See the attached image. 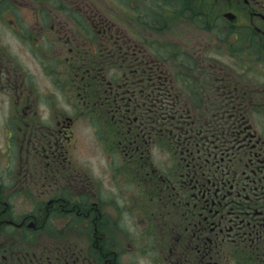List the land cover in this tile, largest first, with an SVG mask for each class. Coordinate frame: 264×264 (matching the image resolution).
<instances>
[{
    "label": "flooded vegetation",
    "instance_id": "flooded-vegetation-1",
    "mask_svg": "<svg viewBox=\"0 0 264 264\" xmlns=\"http://www.w3.org/2000/svg\"><path fill=\"white\" fill-rule=\"evenodd\" d=\"M31 1L60 8L56 0ZM150 2L155 4V11ZM143 8L137 16L139 34L133 31L134 20L127 21L120 33L103 17L93 16L99 21L91 16L82 18L79 8L68 14L67 10L60 14L42 11L37 16L38 26L27 28L30 31L14 18L10 28L22 37L18 41L30 43L32 48L47 44L49 50L63 55V48L68 46L73 60L68 66L70 75L59 83L69 82L71 88L80 90L79 95L102 92L95 94L93 108H84L86 112L81 115L97 118L101 137L108 142L112 139L113 147L110 142L108 146L116 149L108 151L119 153L118 147L123 145L130 152L133 162L123 156L122 166L114 167L113 172L128 184H143L144 198L149 191L150 202L161 206L159 215L166 219L160 220L153 212L147 227L142 228L153 234L154 227L157 231L160 228V236L168 237L165 240L173 248L169 256L177 264H264V0H148ZM171 26L180 29L177 35L188 37V46L185 43L181 48L176 42L165 41ZM210 33L221 37L216 45L221 43L234 65L217 68L207 64L209 60L199 61L205 50L214 46ZM39 36L41 42L34 43ZM164 50L171 52L166 56L169 59L163 56ZM196 63H203L197 67L201 75L193 76ZM119 72L126 88L130 82L137 86L147 81L153 95H145L141 87L132 95L138 93L145 101L153 98L154 112L134 110L139 114L130 117V111L121 114L115 108L120 115L117 121L114 108L106 111L104 106L119 94L116 88L121 83L114 80ZM190 75L200 81L206 79L207 86L190 89ZM29 79L0 47V114L6 103L7 115L5 124L0 119V264H119L108 246L112 238L107 232L115 229L120 217H104L98 204L101 200L88 197L81 175L88 176L81 166H77L80 177L71 175L67 180L75 118L60 109L41 112ZM251 80L254 83L249 84ZM122 92L128 98V92ZM202 100L211 101L210 109ZM122 126L125 128L120 133ZM154 135L156 142L169 144L174 140L180 147L185 183L176 181L174 173L164 174L146 166L148 138ZM163 148L171 152L170 145ZM2 158L7 161L5 170ZM53 193L57 196L50 198ZM30 195L43 200L35 203ZM19 196L29 204L25 211L16 208L14 198ZM131 203L130 196L128 205L136 210L138 202ZM58 212L63 216V227L79 229L85 225L84 231L90 230L93 258L80 257L82 253L75 256L60 246L55 247L56 252H42L38 257L35 252H21L19 241L13 246L20 236L24 245H31L44 232L60 235L56 230L48 231L51 216ZM136 226L141 227L139 223ZM50 228L54 229L52 223ZM124 238L128 245L136 240L130 232ZM145 241L149 242L146 237ZM168 244L159 246L166 252L164 246ZM156 245L151 242L146 246L161 252Z\"/></svg>",
    "mask_w": 264,
    "mask_h": 264
},
{
    "label": "rangeland",
    "instance_id": "rangeland-1",
    "mask_svg": "<svg viewBox=\"0 0 264 264\" xmlns=\"http://www.w3.org/2000/svg\"><path fill=\"white\" fill-rule=\"evenodd\" d=\"M56 1L58 2V4H60V8L56 7V5H43L31 0H0V47L2 48L3 52L6 53L9 59L14 60L17 63L19 68L24 71V74L30 76L29 81L34 87V98H36V100H39L38 107L41 112L44 109H60L68 117L75 118V138L73 145L69 148L68 152L71 164L68 163L69 168L67 171V180L68 176L71 175L77 178L80 177V175L78 174L80 170L77 169V166H81L83 172L88 176L87 179L81 175L83 181L86 183L84 188L87 187V190L85 189V192L88 193V197L95 198V201L99 199L101 200V202H98V204L100 203V205L102 206V210H100V212L104 214V217H108V219H114L117 216L120 217V219L117 218V221H115L114 223L115 229L111 230L110 233L107 232V236H110L113 242L108 243V246L110 249H112V251L116 253L119 264H177V261L173 259V257L169 256V254L173 253V248H171L167 243L168 241L165 240L168 239V237L163 238L160 236L162 235L161 233H159L160 228L157 231V228L154 227V234L148 232L147 230H144L145 228H142L147 227V220L150 218V214H153V212H155V216H157V218H160V220L166 219L160 217L159 215L161 206L152 204L150 202L149 196L151 193L149 191H146V195L148 197L144 198V192L142 189L144 188L143 184L139 182H131L130 184H128L125 179L123 180L121 178L120 174H117L118 172H113L114 167L116 168L122 166L123 163L121 158L123 156L124 158H126V161L133 162V158L131 157L130 152L126 151L127 148L123 145H121L122 147L120 148L118 147L119 153H117V151L115 153L108 151L109 149L113 151H115L116 149L108 146L110 142L111 146L113 147L112 139H110L108 142L101 137L102 133L99 130V123L97 122V118L85 114L81 115L86 112L84 108H93V101H97L95 98V94H101L102 92L95 91L94 94L91 92V94L87 96L83 94L79 95L80 90H74V88H71V84L69 82L63 85L59 83L65 81V75H67L66 78L70 75L68 66L71 65L73 60L69 58L70 53L68 51V46L63 48V55H59V53L55 52L53 48L49 50L47 48V44H37L38 42H41V36H39L38 41L34 42H37L36 47L32 48L30 46V43L18 41V39H21L22 37L14 35L15 32L11 31L10 28L12 26H10V22L12 21V19L14 21V18L15 21H18V24L21 23L20 26L24 29L36 28L39 24V20H37L38 13H42V11L44 13L53 12L55 14H60V12H64L65 10H67L65 11V13L68 14L69 10L71 12H74L76 10L79 11L77 9L79 8L82 13V18L85 19V17L91 16L92 20L99 21L93 16H99L100 19L103 17L109 20V24L110 26H112L113 31L120 33L123 31L125 25H127V21L134 20L136 21V24L133 31L136 34H139L140 30L137 16L144 10L143 3L147 2L148 0ZM150 3L152 5V10L155 11V4H153L152 2ZM66 27L69 28V26ZM170 28L171 29L169 30V32L165 34L167 38L166 40H164L170 43L176 42L175 44L177 46L183 48V45L186 43L188 37L177 35L179 34L180 29L176 28L175 26H171ZM218 38L221 37L215 36V34L210 33L209 40L211 43H213L214 46H211L208 50H205L203 56L200 57L199 61L207 62V60H209V63L207 64H210L211 66L214 65L217 68H225L227 66L234 65V60L229 57L228 53L226 54L225 51H223L222 45H220L221 43L216 45V43L219 42ZM232 38V36L226 37L227 40H232ZM189 44L190 43L187 42L186 46H188ZM170 53L168 50H164L163 56L169 57ZM58 55L61 56V58ZM66 57L69 59H67V61H64V58ZM58 61H62V64L60 66L58 65ZM198 65L201 67L203 63H196L193 76H198L197 73L201 75L200 71L197 72ZM241 67H243L245 71H248L250 73V68L246 70L245 64H242ZM258 70L263 69L258 68ZM64 71L65 74L63 73ZM104 72L108 76V72L105 69ZM191 78L189 79L188 83L190 89L193 86H195L193 88H203V86H207L206 79L200 81L194 79L192 76ZM123 79L124 77L121 76V72L117 73L114 77V80L120 81V83L123 82ZM193 80L195 82H198V84H193ZM252 83H254L253 80L249 81V84ZM115 86H119V83L115 84ZM148 86L149 85H147V81L144 84H137V86H135L134 82H130V86L128 88L124 87L121 83V88H116L119 93L118 95H116V100L114 101L111 99V102H108L107 105L104 106V108L106 109V111H108V108H110L111 110L112 108H114L112 112L113 116L115 117L114 120L117 121L120 115H118L119 113L115 111V108H119V110L122 112L121 114H124V111H130L128 113L130 117L139 114V112L133 113L134 110H142L144 113L151 111L154 112L156 107L152 105L153 98L149 97V102L139 99L138 93H134L132 95L133 90L136 92L141 91L139 87L143 88V90L145 91V95H147L149 92H152V89L149 88L150 86ZM122 91L128 92V98L123 96ZM195 99L196 98H191L192 101ZM84 100H86L89 104L86 103V105H84ZM79 101L82 102V105ZM201 102H204L203 104H205V107H208L209 109L212 106L211 101L202 100ZM187 103L190 104V107H197L192 102ZM118 105H120V107H116ZM5 107L6 103H4V110L2 111V114H0V119L3 120L4 124L7 122ZM99 108L101 109V106H99ZM195 112H197V110ZM206 113L210 116L213 115L208 111H206ZM206 113H204V117L202 115L203 120L206 117ZM41 114L43 118L46 117V115H43V113ZM147 114L146 117H149V115ZM104 119L105 115L103 117V120ZM144 122H147V120ZM124 124L125 122H123V125ZM120 128V133H122L125 127L123 128L122 126ZM100 137L102 139H100ZM201 137L204 138V136ZM148 139L150 144L147 145V150L145 151L146 155H144L146 166L149 167L152 165L151 167L155 168L158 172L162 171L164 174L174 173V175L177 177L176 181L185 183V174H181L184 171V167L180 157L181 149L180 147H177L178 144L174 140H172L171 142L169 141V144L163 141L156 142V135ZM168 145H170L173 156L171 152L163 148V146ZM2 163V168L3 170H5V168L7 167V161L2 158ZM128 166H132V164H129ZM176 170L179 172V174L178 172H176ZM77 186L78 185H75L73 187L76 188ZM72 192L76 194L74 191ZM90 193H93V195H90ZM54 194L55 193L51 194L49 197H56L57 195ZM30 196V199H32V201H34L35 203L43 200L42 197H39L37 195ZM130 196L132 199V203H134L135 201L138 202V208H136V210H133L132 207L128 205ZM14 199L15 204L17 203L16 208L18 210L24 209L25 211L26 207H29V204L26 201L25 197L19 196L18 200L16 198ZM121 208L126 212L124 213ZM55 214H58V216H55ZM55 214L50 218L48 231L56 230L60 233V235L54 232L53 235L52 233L47 234L44 232L42 233V236L38 237L36 241L32 243L33 245H24L20 236L13 244V246H17V243L19 241L18 246L21 252H28L30 255L35 252L38 257L41 256L42 252L47 253L48 251L52 250L56 252L55 247L60 246L64 249H69V251L74 253L75 256H78V253H82L80 257L88 256V258H93V237L90 235V230H88V232L84 231L85 229H83L82 227H84L85 225H81L82 227H79V229L76 228L77 230L74 229V226L72 225L63 227L64 222L61 221V218L63 217L62 214L59 212ZM158 222L159 221L155 220L156 224ZM51 223L53 224L54 229L50 228ZM138 223L141 227L136 226V224ZM160 224L162 225L163 223L160 222ZM87 226H89V224ZM127 232H130L136 239L135 242L131 245H128V242L124 238V234ZM143 235L146 237L147 241H149L148 243L145 241V237ZM151 242L156 243V246L161 249L162 253L159 249L150 250L146 246ZM159 244H168L164 246L166 252L163 251L162 247L159 246ZM102 245L106 246V243H103ZM44 247H48L50 250H45ZM169 248H171V250H169ZM53 254L57 256V253H52L51 256ZM171 259H173V261ZM229 264L234 263L230 262Z\"/></svg>",
    "mask_w": 264,
    "mask_h": 264
}]
</instances>
